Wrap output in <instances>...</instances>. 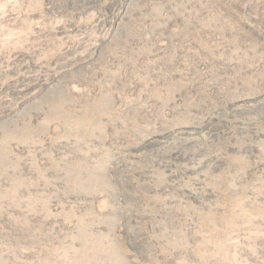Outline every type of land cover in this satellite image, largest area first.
Returning <instances> with one entry per match:
<instances>
[{"label":"rangeland","instance_id":"rangeland-1","mask_svg":"<svg viewBox=\"0 0 264 264\" xmlns=\"http://www.w3.org/2000/svg\"><path fill=\"white\" fill-rule=\"evenodd\" d=\"M0 264H264V0H0Z\"/></svg>","mask_w":264,"mask_h":264}]
</instances>
